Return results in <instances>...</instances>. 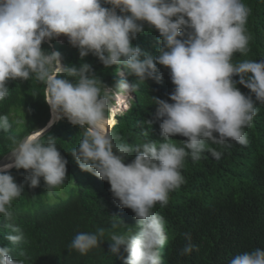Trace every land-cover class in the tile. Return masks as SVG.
<instances>
[{
	"label": "clouds",
	"instance_id": "obj_1",
	"mask_svg": "<svg viewBox=\"0 0 264 264\" xmlns=\"http://www.w3.org/2000/svg\"><path fill=\"white\" fill-rule=\"evenodd\" d=\"M250 13L242 0H0V101L9 95V80L35 79L45 85L51 111L44 127L22 141L13 139L10 162L0 165V216L9 229L5 239L12 245L25 240L12 211L23 185L10 174L11 168L26 170L33 188L41 178L47 191L65 182L68 161L55 137L48 136L46 142L38 138L66 118L84 130L78 147L70 152L79 168L107 181L119 206L130 208L141 226L133 234L128 226L120 231V223L114 221L109 229L77 233L67 249L86 255L109 241L112 255L120 256L121 248L127 253L120 256L123 264H163L166 222L153 209L157 204L166 207L170 193L184 183L181 169L186 159L198 162L208 152L219 160L223 152L210 145L223 148L234 141L247 146L245 128L257 115L256 102L264 104V59L233 62L234 54L249 52ZM145 23L159 32L155 56L132 43L144 32ZM61 35L81 58L92 54L105 68L122 65L137 77L133 83L116 80L107 86L113 90L131 94L148 78L159 81L157 64L170 70L172 102L154 98L155 116L162 118V140L117 142L120 138L111 134L112 128L103 127L111 114L106 117L110 96L91 64L62 65L59 52L42 48L43 42L52 48L51 40ZM118 74L124 75L120 68ZM237 83L248 88L255 101ZM12 127L8 115H0V131L7 133ZM34 133L37 137H30ZM177 134L187 138L180 146L172 142ZM184 236L187 244L180 254L190 255L196 245L190 232ZM10 253L8 246L0 247V264H24ZM229 264H264V248L238 254Z\"/></svg>",
	"mask_w": 264,
	"mask_h": 264
},
{
	"label": "trees",
	"instance_id": "obj_2",
	"mask_svg": "<svg viewBox=\"0 0 264 264\" xmlns=\"http://www.w3.org/2000/svg\"><path fill=\"white\" fill-rule=\"evenodd\" d=\"M242 2L251 9L246 24L251 39L248 54H234L233 62H259L264 59V0ZM144 29L132 43L155 56L159 32L147 23ZM51 43L52 48L45 42L42 48L48 52H59L62 65L71 64L79 68L83 63L91 64L97 79L104 83L102 90L110 97L111 93L121 92L108 88L116 80L127 79L133 83L137 79L128 75L122 65L119 68L124 75L120 76L115 65L105 68L92 54L81 58L76 47L58 44L53 39ZM157 69L162 78L140 82L137 91L130 95L129 108L116 116L115 124L114 112L105 118L103 127L112 128L111 134L120 138L117 142L135 145L163 139L162 118L155 116L157 105L154 98L171 103L169 94L174 85L168 68L157 64ZM233 79L238 81L239 77L234 76ZM7 86L9 95L0 101V115H8L13 127L7 133L0 131V161L15 147L13 139L22 141L49 120L43 83L18 78L9 80ZM237 87L245 95H252L255 101L248 88L239 83ZM256 106L258 112L252 126L245 128L247 146L234 141L223 148L210 145L223 152L219 160L208 152L198 162L186 159L181 169L184 183L170 193L166 207L161 208L157 204L153 209L166 222L168 241L161 253L163 264H229L238 254L264 248V104L257 101ZM108 114L107 110L106 117ZM83 131L64 118L38 138L46 142L48 136L55 137L58 150L68 161L67 178L59 188L47 191L43 178L39 186L30 187L26 170L14 167L9 170L15 181L23 185L21 196L13 201L12 211L14 223L24 233V242L12 245L5 239L9 229L0 216V247L8 246L13 259L23 260L24 264H123L120 256L127 253L121 248L120 256L112 255L109 241H103L100 247L86 255L67 249L77 233L94 232L97 227L109 229L114 221L120 223V231L127 226L133 234L141 230L134 212L120 207L118 200L114 199L110 184L82 171L75 162L70 152L78 147ZM172 139L180 146L187 138L177 134ZM134 156L135 153L126 163ZM186 232L191 233L196 248L190 255H181V249L187 244Z\"/></svg>",
	"mask_w": 264,
	"mask_h": 264
},
{
	"label": "rangeland",
	"instance_id": "obj_3",
	"mask_svg": "<svg viewBox=\"0 0 264 264\" xmlns=\"http://www.w3.org/2000/svg\"><path fill=\"white\" fill-rule=\"evenodd\" d=\"M54 41L57 42L58 44H69L70 46H72L69 42L66 36L61 35L58 38H54ZM55 72V71H54ZM121 72V71H120ZM120 75V74H119ZM122 76V75H120ZM131 97V96H130ZM130 97H129V93H125L123 91H121L120 93H111V97L109 100V107H108V111L114 112L115 114H119L122 110V107H124L123 105V100L126 99V102L129 98V102H130ZM122 106V107H121ZM125 108V107H124ZM49 111H50V106H49ZM50 116H51V111H50ZM49 124V123H48ZM46 129V128H45ZM44 129V130H45ZM30 137L32 138H36L37 137V133L32 134ZM29 138V137H28ZM11 154V153H10ZM10 154L6 155L1 161H0V165L5 164L10 162L9 158H10Z\"/></svg>",
	"mask_w": 264,
	"mask_h": 264
},
{
	"label": "bare ground",
	"instance_id": "obj_4",
	"mask_svg": "<svg viewBox=\"0 0 264 264\" xmlns=\"http://www.w3.org/2000/svg\"><path fill=\"white\" fill-rule=\"evenodd\" d=\"M130 95H131V94H129V97H130ZM123 105H124L125 108L121 106L122 109H126V107H128V105H129V98H128L127 102H126V99L123 100Z\"/></svg>",
	"mask_w": 264,
	"mask_h": 264
}]
</instances>
